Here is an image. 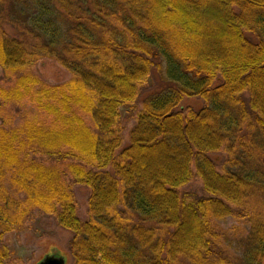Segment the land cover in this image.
Instances as JSON below:
<instances>
[{
    "label": "trees",
    "instance_id": "obj_1",
    "mask_svg": "<svg viewBox=\"0 0 264 264\" xmlns=\"http://www.w3.org/2000/svg\"><path fill=\"white\" fill-rule=\"evenodd\" d=\"M0 69V264L35 212L74 264H264V0H0Z\"/></svg>",
    "mask_w": 264,
    "mask_h": 264
},
{
    "label": "rangeland",
    "instance_id": "obj_2",
    "mask_svg": "<svg viewBox=\"0 0 264 264\" xmlns=\"http://www.w3.org/2000/svg\"><path fill=\"white\" fill-rule=\"evenodd\" d=\"M7 32L12 36H17L15 29L11 26L7 27ZM34 71L43 81L52 85L62 84L71 79V74L55 61L43 60L35 66ZM1 77L0 69V79ZM165 85L166 82L162 77L154 75L145 87L146 93L158 91ZM197 103L186 102V105ZM130 113V107L121 109L122 124L125 130L124 146L129 144V134L135 126L134 121L130 119ZM218 156L224 158V154ZM200 187L199 182H193L184 190L194 192L198 191ZM73 191L78 216L82 221H87L90 191L81 186H73ZM235 225L237 223L232 219L220 223L224 229H230ZM73 237V233L60 227L53 217L35 212L21 228L5 236L4 244L11 251L12 264H41V261L52 256L64 259L66 264H74L70 251Z\"/></svg>",
    "mask_w": 264,
    "mask_h": 264
},
{
    "label": "water",
    "instance_id": "obj_3",
    "mask_svg": "<svg viewBox=\"0 0 264 264\" xmlns=\"http://www.w3.org/2000/svg\"><path fill=\"white\" fill-rule=\"evenodd\" d=\"M41 264H66L65 260L62 258L47 257Z\"/></svg>",
    "mask_w": 264,
    "mask_h": 264
}]
</instances>
